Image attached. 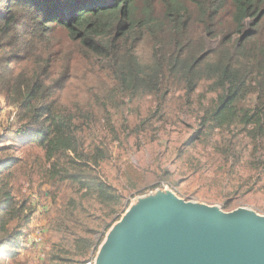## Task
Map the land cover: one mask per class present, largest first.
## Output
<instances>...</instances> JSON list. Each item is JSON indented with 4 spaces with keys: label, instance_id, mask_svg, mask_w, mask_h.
I'll return each instance as SVG.
<instances>
[{
    "label": "trees",
    "instance_id": "1",
    "mask_svg": "<svg viewBox=\"0 0 264 264\" xmlns=\"http://www.w3.org/2000/svg\"><path fill=\"white\" fill-rule=\"evenodd\" d=\"M142 97L156 110L131 133L148 129L155 141L169 103L196 111L183 147L210 144L206 164L244 167L261 181L264 0H0V99L17 126L13 142L0 125V264L16 260L35 213L10 184L28 165L12 155L23 149L39 153L29 159L44 184L66 183L74 197L54 222L60 240L47 261L85 264L95 255L104 235L95 240L78 207L92 200L111 219L122 197L100 173L110 141L90 135L107 126L110 108ZM129 174L132 187L144 182Z\"/></svg>",
    "mask_w": 264,
    "mask_h": 264
},
{
    "label": "rangeland",
    "instance_id": "2",
    "mask_svg": "<svg viewBox=\"0 0 264 264\" xmlns=\"http://www.w3.org/2000/svg\"><path fill=\"white\" fill-rule=\"evenodd\" d=\"M0 104V125H8V139L14 142L13 127H17L13 124L15 109L8 107L3 99H0ZM155 110L156 104L149 97L125 101L120 107L118 104V107L109 109L111 116L102 132L95 131L97 135H90L98 144L104 142V137L110 141L109 156L101 164L100 173L103 180L122 197L121 211L111 219L106 217V209L100 208L92 200L83 202L84 209L78 207L81 212L79 217L85 226L95 230L96 241L100 240L102 235L104 241L111 227L119 221L114 222V219L117 216L121 218L126 210L136 203L138 197L148 195L156 189H163L159 187L162 184L175 189L178 196L185 201L216 207L223 212L247 209L264 217V175L259 181L258 173L244 167L232 168L230 164L220 163L206 164V156L212 151L210 144L197 142L194 148L183 147L198 128L196 111H180L175 104L169 103L165 107V119L155 125V141H151V132L148 129L136 134L131 133L141 120ZM113 132L114 140L111 139ZM86 143H90L89 138ZM26 151L29 150L12 152L13 156L23 157L29 162L28 165L22 164L14 170L10 184L17 198L29 197L32 202L31 197L35 196L37 202L32 203L36 208L30 224L22 230L24 237L16 260L6 264H50L47 255L60 240L54 222L74 197L71 187L66 183L53 187L44 184L40 170L36 165H30L29 159L31 154L34 156L39 153ZM129 167L144 180L142 184H137L136 188L132 187ZM245 180L247 185L243 184ZM248 188L252 190L248 191ZM39 204L42 206L41 210L37 209ZM37 229H42L43 242L38 248H33L27 239ZM89 260L90 258L85 264Z\"/></svg>",
    "mask_w": 264,
    "mask_h": 264
},
{
    "label": "water",
    "instance_id": "3",
    "mask_svg": "<svg viewBox=\"0 0 264 264\" xmlns=\"http://www.w3.org/2000/svg\"><path fill=\"white\" fill-rule=\"evenodd\" d=\"M93 264H264V217L156 189L111 227Z\"/></svg>",
    "mask_w": 264,
    "mask_h": 264
},
{
    "label": "built area",
    "instance_id": "4",
    "mask_svg": "<svg viewBox=\"0 0 264 264\" xmlns=\"http://www.w3.org/2000/svg\"><path fill=\"white\" fill-rule=\"evenodd\" d=\"M159 187H161L163 189H168V188L169 189H172L177 194L176 190L173 189V188H170L169 185L162 184ZM31 199H32V202L36 204V202H37L36 197L35 196H32ZM37 209L38 210H41L42 209L41 204L37 205ZM41 235H42V229H37L32 236H29V238L27 239V242L33 248H38L42 244V242H43V238H42L43 236H41ZM93 259H94V256H91L90 260L86 264H93Z\"/></svg>",
    "mask_w": 264,
    "mask_h": 264
}]
</instances>
